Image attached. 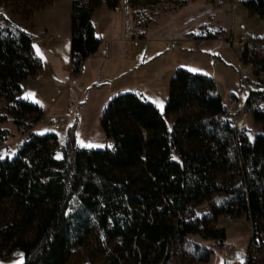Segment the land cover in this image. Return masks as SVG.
<instances>
[{
    "label": "trees",
    "instance_id": "16d2710c",
    "mask_svg": "<svg viewBox=\"0 0 264 264\" xmlns=\"http://www.w3.org/2000/svg\"><path fill=\"white\" fill-rule=\"evenodd\" d=\"M4 1L16 2L27 20L52 0ZM119 2L71 0L72 79L82 76L85 60L100 42L93 10ZM243 4L264 19V0ZM3 15L0 122L10 117L23 132L43 115L42 107L19 96L22 80L36 74L41 60L35 35L3 23ZM252 41L264 43V36ZM241 60L256 75L239 74L240 87L247 90L243 113L261 125L260 132L246 126L240 133L222 118L225 101L211 75L177 68L163 111L128 90L108 99L99 120L111 145L80 147L70 127L59 158L54 132H33L12 157L0 158V257L8 259L17 249L22 264H176L177 255V264H199L208 262L213 245L193 242L187 256L181 249L189 234L222 244L224 229L215 228L221 214H245L255 233L264 231V57L246 45ZM167 115H174L171 126ZM7 133L0 128V143ZM217 193L225 195L221 206L211 202ZM203 202L210 209L198 216L194 208ZM75 246L80 249L71 252ZM246 264L256 262L249 257Z\"/></svg>",
    "mask_w": 264,
    "mask_h": 264
},
{
    "label": "rangeland",
    "instance_id": "374dc122",
    "mask_svg": "<svg viewBox=\"0 0 264 264\" xmlns=\"http://www.w3.org/2000/svg\"><path fill=\"white\" fill-rule=\"evenodd\" d=\"M70 2L71 0H53L46 6L34 10L32 18L27 20L18 13L19 7L13 1H0V12L6 19L3 23L10 21L9 23L28 28L34 24L38 26L36 24L39 22H46L47 25H53L56 28L62 27L67 22V17L70 15ZM112 9L114 21L110 25L109 33H115L122 44L128 43L130 52L135 53L137 48L138 52L143 50L145 56H149L145 66L157 72L168 73L177 68H185L213 76L222 100L226 102L231 96L236 99L231 113L240 114L244 126H248L253 133L261 131V125L253 122L249 114L243 113L247 90L241 89L239 74L249 78H255L256 75L252 66L244 64L241 60L243 43L238 40V36L242 33H247L252 38L264 35V19L250 13L244 6L243 0L226 2L223 0H140L133 4L120 0L117 8ZM120 12H123V17ZM126 18H130L131 31L136 39L134 50L124 37L123 28ZM119 25H122L121 37H119ZM171 41L178 43L177 47L169 49ZM249 44L254 52L264 57V43H253L250 40ZM147 67L141 71V78L148 75ZM34 78L39 79L35 76ZM83 80V77L81 81L72 79L69 68L64 80L67 83L68 96L67 91H64L60 97L56 98L55 104H52V101L42 104L44 115L34 126L37 132H54L58 135V143L54 147L58 157L60 156L59 147L64 142L67 129L70 127L73 128L77 145L80 147L99 148L112 143L111 139L104 136L99 120L103 107L113 95L112 87L99 81L91 85H85L86 83L82 85ZM68 89L71 90V95ZM167 91L168 83L164 85L160 82L154 91L156 95L145 98L153 101L158 109L163 111ZM70 97L72 105L68 106ZM158 103H162V107L158 106ZM4 105L5 101L0 99L1 112ZM173 120L174 115L166 116L168 126H171ZM51 121L55 122L58 128H54ZM13 124L12 119L8 117L3 126L11 129ZM16 128L18 132L10 135L8 131L4 142L17 145L26 138L27 132L32 130L27 129L21 132L17 125ZM15 137L18 141L14 142ZM224 196L222 193L214 194L211 202L221 206ZM208 209H210L209 202H203L194 208V212L199 216ZM222 215L218 217L217 224L223 225L227 231H238L235 236L228 238L227 242L238 244L241 238L252 233L253 228L249 229L245 214L237 217L241 219L235 218L231 222L225 221ZM188 237L189 244L183 248L185 251L181 249L186 256L189 255L193 242L201 244L209 242L213 246L218 245L217 241L203 238L199 234H189ZM214 251H216L214 253L216 257L221 256L215 248ZM179 257L180 255L174 257L175 262L179 261ZM255 258L260 264H264V254L258 253ZM69 264L80 263L73 261Z\"/></svg>",
    "mask_w": 264,
    "mask_h": 264
},
{
    "label": "crops",
    "instance_id": "0c3cea01",
    "mask_svg": "<svg viewBox=\"0 0 264 264\" xmlns=\"http://www.w3.org/2000/svg\"><path fill=\"white\" fill-rule=\"evenodd\" d=\"M113 12V9H109L103 5L93 10L91 19L95 24V33L100 42L96 51L85 60L82 76L79 80L81 81L83 77L84 80L81 83L82 85L85 83V85H91L99 81V83H103L109 87L111 86V93L113 94H115L114 92L117 93L129 90L142 97L152 98L156 95L154 91L157 89V84L160 82H163L164 85L167 83L169 84V80L175 71H169L168 73H166V71L157 72L154 69L148 68L145 64L149 60H146L149 56H145L143 50L138 52L137 48L135 53L130 52L128 43L122 44V42L117 39L115 33H109L110 25L114 21ZM120 13L121 17H123V12ZM39 20H41V18H39ZM70 22L71 2L70 15L67 17V22L62 27L55 28L53 25H47L46 22H39L36 24L38 26L34 24L28 28L18 25L35 35L33 47L35 53L41 60V67L36 72V74L40 75V78L35 79L34 75H32L23 79L20 84V98L36 103L44 108L42 104H48L51 101L52 104H55L56 98L60 97L64 91H67V83L64 80L66 74L69 72L71 60ZM119 34V37H121L122 25H119ZM263 36L264 35L260 37L255 36L253 38L262 39ZM145 67H147L146 70L148 75H146L145 78H141V71ZM85 87L87 88L88 86ZM66 94L68 96V91ZM42 117L31 128L33 132L44 133L37 132L34 129V126L41 121ZM4 122H0V128L7 129L10 135L14 132H18L16 124H13L14 128L12 127L9 129L3 126ZM51 124L53 125L55 122L51 121ZM13 141H18V138L15 137ZM9 143L10 142L4 141L0 143V152L2 153L0 158L12 157L16 153V143L14 145H10ZM207 211H209V209L205 212ZM237 219H241V217ZM246 221L249 229L251 228L252 230L251 221L249 219ZM220 227L224 229L225 239L222 244H218L214 246V248L221 256L216 257L214 254L216 251H214L210 255L208 262L199 264H246V260L249 257L255 260L256 264H260L259 260L255 257L258 253L264 254V251L261 250L256 243L253 245L250 243L254 230H252L250 235L248 234L245 238H241L238 244H235L227 242V240L235 236L238 231H227L223 225H220ZM247 231L242 232L246 233ZM22 261L23 255L20 251L13 252L8 259L0 257V264H21Z\"/></svg>",
    "mask_w": 264,
    "mask_h": 264
},
{
    "label": "built area",
    "instance_id": "2783aa9c",
    "mask_svg": "<svg viewBox=\"0 0 264 264\" xmlns=\"http://www.w3.org/2000/svg\"><path fill=\"white\" fill-rule=\"evenodd\" d=\"M115 9L117 8L114 7ZM124 37L126 40L129 41V43L131 44L132 46V50H134V47H135V38L133 37V33L131 31V24H130V18H126L124 19ZM42 33V32H41ZM238 40L240 42L243 43V46L241 47V49L243 50L244 47L246 45H250L249 44V41L250 40H253V38L251 37V35L247 34V33H242L238 36ZM178 43H176L175 41H171L169 43V47L170 49L172 48H175L177 47ZM253 52V50H252ZM249 55H251V50L248 52ZM36 78H40V75L39 74H35L34 75ZM217 92L219 93V91L217 90ZM69 94L71 95V90H69ZM236 104V99L234 97H229L227 99V101L225 102V110H224V113H222V118H229L230 119V124L236 128L237 131H239L240 133H243L245 131V126H244V123H243V120H242V116L239 114H232L231 113V109L232 107ZM72 105V98L70 97L68 99V106ZM242 111V110H241ZM53 127L54 128H58V125L55 123L53 124ZM33 138V131H28L27 132V136H26V140H29V139H32ZM22 142H19L17 143L16 147L17 149L20 147ZM56 150V149H55ZM223 219L225 221H233L235 219V217L231 214H228V213H224L222 215ZM112 226L110 225V228ZM220 226L216 223L215 224V228H219ZM251 245H253L254 243H256V245L264 251V231H260V232H254L253 235H252V239H251ZM80 247L79 246H75L71 249V252H76L77 250H79ZM18 251L17 249L14 250V252ZM127 255V253H125Z\"/></svg>",
    "mask_w": 264,
    "mask_h": 264
},
{
    "label": "snow or ice",
    "instance_id": "6c2138e0",
    "mask_svg": "<svg viewBox=\"0 0 264 264\" xmlns=\"http://www.w3.org/2000/svg\"><path fill=\"white\" fill-rule=\"evenodd\" d=\"M37 51H39V50H37ZM31 95V94H30ZM158 106H160V107H162V103H158ZM89 147H92L93 145H88ZM59 158V157H58ZM173 159H175V157H173ZM21 264H22V262H21Z\"/></svg>",
    "mask_w": 264,
    "mask_h": 264
}]
</instances>
